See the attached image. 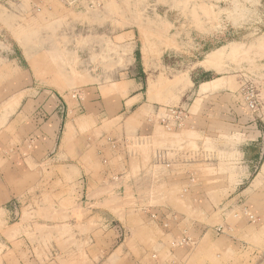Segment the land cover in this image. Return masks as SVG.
Listing matches in <instances>:
<instances>
[{
    "label": "rangeland",
    "instance_id": "1",
    "mask_svg": "<svg viewBox=\"0 0 264 264\" xmlns=\"http://www.w3.org/2000/svg\"><path fill=\"white\" fill-rule=\"evenodd\" d=\"M72 1L0 0L1 182L6 179L9 158L13 159L10 149L22 146L17 132L30 130L32 143L40 134H51L52 127L46 128L47 133L38 132L39 127L48 126L55 105L60 106L58 96L48 93L57 90L69 102L74 93L97 88L105 99L120 90L118 83L130 76L126 74L129 68L138 70L142 65L147 96H188V75L197 70V63L207 51L230 42L236 45L221 57L236 63L238 71L232 75L239 76V89L243 79L252 81L258 108L248 111L256 125L264 127V0ZM219 56V50L210 53L204 64H213ZM29 79L34 92L26 93ZM77 98L72 99L75 106L67 119L72 123L66 127V142L73 127L89 129L84 118L89 101ZM42 108L47 119L16 121L21 111ZM213 113L207 117L206 132L159 128L152 140L135 134L128 115L122 118L126 136L121 137L112 134V125L101 116L92 124L93 133L82 134L83 141L90 136L91 143H105L111 137L113 145L124 146L129 173L135 178L146 176L132 186L137 195L133 197L130 190L123 193L116 186L110 202L115 208L111 228L97 220L86 221L85 192L90 182L84 178L98 175L106 166L87 154L78 183L70 181L68 170H47L46 180L28 181L31 185L16 197L9 199L0 191V264H172L173 259L181 261L179 264H216L213 251L202 253L199 261L202 251L194 250L207 231L228 240L229 245L233 238L238 242L239 254H224L225 264H264V168L244 195L236 192L233 176L241 169L237 171L233 162L243 133H232L218 123L222 124L220 113ZM100 131L107 138L98 139ZM168 146L167 158H183L188 177L181 189L174 187L179 195L168 199L180 211L171 214L170 226L159 224L161 228L157 223L165 215L158 217L154 207L164 202L157 194L165 189L153 186L150 180L155 175L151 156L157 148ZM135 205L145 206L143 224L137 218L140 214L121 211ZM164 233L159 242L157 238ZM188 253H196L191 262L184 258Z\"/></svg>",
    "mask_w": 264,
    "mask_h": 264
},
{
    "label": "crops",
    "instance_id": "2",
    "mask_svg": "<svg viewBox=\"0 0 264 264\" xmlns=\"http://www.w3.org/2000/svg\"><path fill=\"white\" fill-rule=\"evenodd\" d=\"M132 43L133 37H130L129 44ZM235 45L236 43L230 42L212 51H207L204 59L197 63V70L188 75V96H147L144 87L146 72L142 68V65L138 70L136 67L129 68L126 74L130 73V76H127L126 79L118 83V88L120 90L110 92L106 95L107 97L105 99L100 97L102 95L97 88H88L81 94L74 93L72 96L76 98V101L78 99L77 96H83L81 102L85 99L89 101H87L89 110L85 112L84 118L87 120V124H90L88 128H91V131H89V129L82 130L75 127L76 130L73 127L69 142L64 141V139L68 134L66 128L67 124L69 125L72 123V121H67V119L70 118V110L75 106L72 101L73 98L68 102L57 90L52 94L51 92L48 93L49 96H58L56 99L60 104V106L58 104L55 105L48 119V114L43 108L37 112H31L29 109H26L16 115V121L19 119L29 121L33 117L38 120L42 118L44 120L47 119L48 123L46 124L48 126L46 127V125H44L39 127L38 132L47 133L46 128L49 129V127H52L51 134H40L39 140H35L36 143L33 140L34 143H32L30 130L26 131V129H24L22 133L17 132L21 134V136H18L17 140L20 141L19 144L22 143V146L19 149L13 147L10 149V153H8L12 155L13 159L10 161L9 158L6 164V179L4 182H1L0 179V191L2 195L9 199L20 195L31 185L28 181H33L34 179L46 180L47 172L45 171L47 170H68L72 173V176L69 177L70 181H76V183H78L79 173L83 171V164H85L83 161L84 156L87 154L93 159L102 160L103 164L106 166L103 169L104 171L98 173V175L88 173L89 175L84 178V182H90V186L88 185L85 192V199L88 201L84 205L87 210L85 220H97L100 221L104 227L111 228L110 221L113 219L112 216H114L113 211H115V208H111L112 204L110 202L112 193L114 194L117 192L116 186L122 188L123 193H125L126 190H130L134 197L137 195L132 189L134 182L136 183L137 180L144 179L146 176L142 174V176L138 175L137 178H135L129 173L125 154L126 148L118 143L116 144L117 146L113 145V138L110 137L106 139L107 142L105 143H91L89 142L90 136L86 137L87 141H83L82 134L93 133L92 124H94L97 119L99 120L101 116H105V120L112 125V134L121 137L126 134V123L122 121V118L128 115L126 118L133 122L135 134L147 136V138L149 136L152 140L154 134H158L159 128L165 129L163 120L167 118V107L185 111V119L180 127H184L185 132H206L208 126L207 117L214 114L213 112L216 110L220 113V119H222V124L218 122L220 125L227 126L228 130L232 133L238 132L239 134L240 131L243 133L240 144L236 146L238 157L236 161L233 162L237 171L240 169L241 171L235 173L233 177L234 180L237 181L236 192L240 195H244L246 188L250 186V182L255 179V175L264 168V127H258L251 113L243 106L237 80V78H240L239 76L232 75L236 74L238 71L236 63L221 57L222 53H226L230 47ZM218 50L220 51L218 60L209 66L205 65L204 63L207 56ZM132 72H134V75H132ZM30 87L31 81L29 79L24 92H34ZM203 87L206 88L203 89ZM27 95L28 94L23 93V96ZM38 96L44 95L40 94ZM47 96L48 95L45 94V98H47ZM50 99L51 97L49 100ZM27 102L30 104L32 101L27 100ZM81 105H83L82 107L84 108V104L82 103ZM223 121H225V123H223ZM11 127L13 128L14 135L15 127ZM62 128L64 131H61ZM101 133L102 131L99 132L100 135L98 139H101V137L107 138V136L103 137ZM166 137L167 140L165 141L168 145L170 141L168 139L169 134H167ZM31 144H34L33 148ZM150 145L152 148V141H150ZM170 151L169 146L166 148H157L153 151L151 156L152 168H154L155 175H153L150 180L153 182V186H164L165 189V191L163 190L164 192L162 191L160 194H157L158 198L160 195V200L164 202L162 204H156L154 207V211L158 214V217H160L159 214L165 215V218H162L160 223H157L158 226H160L159 224H163V227L164 224L170 226L172 224L171 214L180 211L176 204L169 203L168 199L179 195L175 192L176 190L174 187L181 189L185 179L188 177L184 172L186 164L183 162V158L170 161L167 158L168 156L170 157ZM156 152H164L165 160L156 162ZM16 154L17 156H14ZM137 159L141 158L137 157ZM166 163L169 165L167 166ZM35 168H37V173ZM118 175L121 176L113 178ZM94 181H98V185H95ZM109 187H111V189H109ZM240 195L237 194V196ZM165 199L167 203H165ZM80 206H82V203H80ZM144 207L145 206L140 205L124 206L121 211L140 214V218L139 216L137 218L140 219V223L143 224L142 221L144 218L142 214L144 211L146 212ZM56 212L62 213V210H57ZM96 212L98 213L96 214ZM105 217L107 219H105ZM220 231L222 234L226 232L225 229ZM212 233L211 231H207L194 248L195 251L196 249L202 251L197 257L199 261H201L202 253L207 251H213L216 264H225L224 260L222 261L224 254L226 255L229 253L232 256L239 254L240 250L237 248L238 242L234 241V238L230 241L229 245L228 240H224L223 237H215ZM159 236L160 237L157 239H159L158 241L160 242L162 239L161 237L165 238V233L163 236H161V234ZM211 245L213 247H210ZM222 245H224V247ZM195 254L196 253H188L184 258L191 262ZM14 257L17 262L20 260L17 256ZM33 260L35 261V259ZM183 261H185V259H183ZM180 262L179 260L173 259L172 264H179ZM167 264H171V261L167 262ZM203 264L210 263L204 261Z\"/></svg>",
    "mask_w": 264,
    "mask_h": 264
},
{
    "label": "built area",
    "instance_id": "3",
    "mask_svg": "<svg viewBox=\"0 0 264 264\" xmlns=\"http://www.w3.org/2000/svg\"><path fill=\"white\" fill-rule=\"evenodd\" d=\"M66 4H73L72 0H62ZM241 98L243 100L244 106L247 110L254 112L258 108V95L256 94V89L251 80L243 79L240 89ZM167 118L163 120L164 127L167 130L174 128H180L185 119V111L177 108H166ZM169 117V118H168ZM173 122V123H170ZM165 160L164 152L155 153V161L162 162ZM164 163V162H163ZM168 166L169 164L166 163ZM221 232V231H220Z\"/></svg>",
    "mask_w": 264,
    "mask_h": 264
},
{
    "label": "trees",
    "instance_id": "4",
    "mask_svg": "<svg viewBox=\"0 0 264 264\" xmlns=\"http://www.w3.org/2000/svg\"><path fill=\"white\" fill-rule=\"evenodd\" d=\"M139 68V67H138Z\"/></svg>",
    "mask_w": 264,
    "mask_h": 264
}]
</instances>
